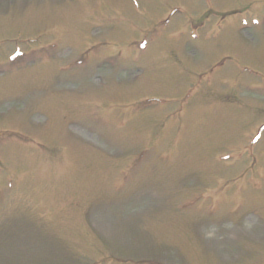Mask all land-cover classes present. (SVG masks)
<instances>
[{
  "label": "rangeland",
  "instance_id": "rangeland-1",
  "mask_svg": "<svg viewBox=\"0 0 264 264\" xmlns=\"http://www.w3.org/2000/svg\"><path fill=\"white\" fill-rule=\"evenodd\" d=\"M263 124L264 0H0V264H264Z\"/></svg>",
  "mask_w": 264,
  "mask_h": 264
}]
</instances>
